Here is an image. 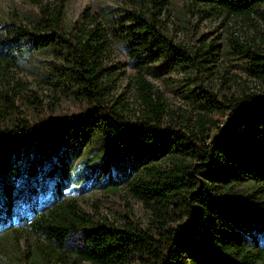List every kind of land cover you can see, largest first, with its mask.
<instances>
[{
    "label": "trees",
    "instance_id": "trees-1",
    "mask_svg": "<svg viewBox=\"0 0 264 264\" xmlns=\"http://www.w3.org/2000/svg\"><path fill=\"white\" fill-rule=\"evenodd\" d=\"M161 2L126 0L133 10L104 22L96 10L83 12L64 29L58 11L32 22L33 32L0 24V60L20 59L28 75L50 87L52 105L73 107L31 125L15 104L27 85L0 86V239L34 236L48 264H264V101L240 88L238 95L229 92L233 79L219 91L209 86V63L218 57L232 62L233 77L264 81V37L251 45L231 37L226 48L201 36L190 45L175 41L151 16ZM171 3L201 19L246 17L264 6V0ZM109 38L124 42L134 67L131 111L110 101ZM153 64L185 77L187 108L179 116L145 77ZM33 99L31 92L20 95L30 114ZM129 136L153 138L152 145L165 141L174 160L170 169L144 168L146 179L133 185L147 211L144 226L124 218L116 227L92 219L74 202L56 200L80 149L101 140L109 152ZM45 178L53 180L50 204L33 206L31 217L20 214L21 204L44 191ZM31 262L40 263L35 255Z\"/></svg>",
    "mask_w": 264,
    "mask_h": 264
},
{
    "label": "rangeland",
    "instance_id": "rangeland-1",
    "mask_svg": "<svg viewBox=\"0 0 264 264\" xmlns=\"http://www.w3.org/2000/svg\"><path fill=\"white\" fill-rule=\"evenodd\" d=\"M168 2L169 0H162L159 9H150L151 16L161 31L175 41L190 45L196 37L201 36L205 41L226 48L232 47L231 37L249 45L258 44L264 37V6L257 14L246 17L217 16L201 19L195 16L189 7L183 10L179 3L174 6L171 0ZM93 10L98 11L101 15L99 21L104 22L105 16L119 15L133 10V7L127 5L126 0H0V24L11 23L33 32L32 22L36 20L40 22L39 19L50 17L58 11L59 26L64 29L77 24L83 12L89 13ZM101 28L104 30L103 24ZM107 48L105 63L113 77L109 84V95L112 98L110 101H116L123 110L127 105L126 108H130L131 111L135 109L131 84L134 67L126 55L123 41L109 38ZM212 61L209 63L211 66L209 86L212 89L219 91L224 80L229 82L233 79V90L229 92L238 95L240 88L244 93L264 101V81L249 79L242 74L233 77L230 65L232 62L223 57L213 58ZM9 62L11 63L5 64L0 60V86L5 81H9V84L21 81L27 85L20 95L28 96L30 92L32 93L34 99L31 107L34 112L30 114L22 108L20 95L15 104L22 116L30 120L31 125L39 118L49 120L73 111V107L67 103L52 105L50 87L28 75L24 67L19 66L20 59ZM145 77L162 94L167 109L179 116L182 110L187 108L184 98L186 90L182 85L185 77L181 72L172 70L164 73L160 65L153 64L146 70ZM176 122L179 124L177 119ZM216 132L217 130L214 131ZM128 138L129 140H125L121 147L109 152L103 148L101 140H94L84 150L80 149L70 161L69 178L65 186L58 189L56 200L74 202L92 219L101 221L104 218L116 227L124 218L135 220L144 226L147 211L133 185L136 180L146 179L141 176L144 174V168L170 169L174 160L165 152L163 140L152 145L153 138L139 136ZM43 186L45 189L38 197H30L26 203L20 205L21 208L19 206L20 214L31 217L33 206L39 207L41 203L46 208L50 204L53 180L45 178ZM16 202L17 200L15 204ZM12 222L15 228L19 227L14 218ZM34 255L40 261L39 264H48L45 262L47 258L39 241L28 233H9L5 239H0V264H32Z\"/></svg>",
    "mask_w": 264,
    "mask_h": 264
}]
</instances>
